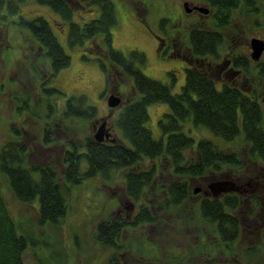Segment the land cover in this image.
<instances>
[{
  "label": "trees",
  "instance_id": "16d2710c",
  "mask_svg": "<svg viewBox=\"0 0 264 264\" xmlns=\"http://www.w3.org/2000/svg\"><path fill=\"white\" fill-rule=\"evenodd\" d=\"M33 1L49 7L60 22L68 25L67 41L71 48L83 47L88 42L87 50L99 62L108 91L117 89L119 75L131 80L132 89L120 98L118 107L121 110L113 119L115 129L120 131L127 145L118 138L115 143H98L93 132L78 140L64 141L59 158L63 184L59 182L53 163L31 161L32 144L22 140L27 131L17 124L19 115L41 120L39 145L47 148L55 145L54 136L59 131L56 128L73 124L78 133H83L86 125L97 120L98 111L84 95L68 98L62 110L58 109L55 99L62 94L48 85L61 69L70 65V57L45 19L19 17V24L27 28L38 43L37 54L31 53L32 57L26 58L25 65L39 79L29 94L12 97L16 121L8 131V138L0 145V175L6 180L14 199L30 205L38 198L37 225L59 224L67 213L63 185H78L98 176L111 180L113 172L120 171L123 196L137 205L138 212L129 222L108 217L95 224V241L114 251L108 256L107 264H129L121 258H126L127 253L134 254L135 264H264V92L260 91L264 87V63L253 61L246 54H230L226 72L229 68L240 70L239 74L244 79L249 77L250 82L244 80L239 84L237 77L233 79L230 74L229 80L220 74L227 60L220 62L222 65L206 60L219 57L217 49L224 40L215 30L192 28L188 32L187 49L179 57L188 66L185 83L180 93L173 94L168 85L142 73L139 66H145L147 62L144 53L133 50L125 56L112 47L110 31L116 24V17L111 0ZM205 1L215 8L216 15L211 22L222 31L233 27L229 18L241 5L247 7L242 11L243 15L251 12L248 6H253L254 12L258 10L256 2L251 6L253 0ZM20 3L21 0H0V9L6 5L9 16L17 15ZM92 7L99 8L98 18L83 25L72 21L75 10ZM167 21L163 19L160 24ZM0 26L7 28L6 24ZM7 36L5 48L8 47ZM98 36H101L100 41ZM40 52L50 61L48 73L40 71L43 63L33 61L40 59ZM3 62L8 71L7 63ZM218 81L222 84L220 88H217ZM0 88H5L4 83ZM104 94L107 95L103 92L102 96ZM38 100L40 105L35 108L34 101ZM155 103L166 104L170 110L158 121L163 134L160 139H154L145 126L149 120L147 107ZM187 121L195 127L206 128L225 144L219 147L207 138H200L195 143L192 137L183 133L182 124ZM237 140L243 143V148L227 147ZM83 158L87 163L85 171L80 170ZM224 175L245 178L246 193L233 192L216 198L193 193L195 182L212 181ZM166 178L168 182H164ZM168 222L174 223L170 229H165L166 233L174 232L179 238L180 224H184L195 232L197 245L204 240L203 243L212 247V252H199L196 243L191 241L184 248H176L172 239L156 244L149 237L150 231L162 230ZM127 233L132 234L128 247L121 243ZM30 238V235L18 233L0 191V264H24L27 241L34 242ZM244 240L249 243L241 251L238 244ZM259 248L263 250L259 251Z\"/></svg>",
  "mask_w": 264,
  "mask_h": 264
},
{
  "label": "rangeland",
  "instance_id": "374dc122",
  "mask_svg": "<svg viewBox=\"0 0 264 264\" xmlns=\"http://www.w3.org/2000/svg\"><path fill=\"white\" fill-rule=\"evenodd\" d=\"M111 1L114 5L116 17V24L110 31L112 47L125 56L133 50L144 53L147 62L145 66H139L142 73L148 78L168 85L173 94L180 93L185 83L187 67L185 62L179 57H169L171 55V40L174 41L172 46L175 45L177 51L185 53L188 39L187 31L192 27L198 26L194 24L195 17L188 16L185 13L182 6L183 0ZM187 1L194 2V0ZM254 3L256 10L258 9L257 12H254L255 10L252 6ZM250 4L252 7L248 6V9L251 12L246 15L242 14L243 10H247V7L244 5H241L238 10L233 11L229 22L234 27L229 30L222 31L221 29H216L214 26L215 22H211L208 18L201 21V28L215 30L222 38V41L224 40V43L219 45L217 49L219 57L217 59L208 57L206 58L207 61H210V63H223L224 60H227L229 63L230 54L240 53L246 54L251 58L249 53L251 52L249 48L250 40L258 37L264 40V0H253ZM19 6L20 10L18 14L12 16L8 15L6 5L0 9V25L6 24L7 26V28L0 26V49L5 48L7 45L5 44V38L8 35V47L0 52V84L4 83L5 86L4 89L0 88V145L8 138V131L13 121H16L14 120L12 97L20 94H29L34 90L35 84L39 79L25 65L26 58L31 56V53L37 54L38 43L34 40L31 32L19 24V17H23L26 20L41 17L48 22L58 43L70 57V65L61 69L48 85L49 87L56 88L62 94V96L55 99L58 109L62 110L68 98L84 95L87 97L88 102L94 105L98 111L97 120L91 125H86L83 133H78L79 130H75L73 124L66 126V128L64 126L56 128L59 131L54 136V139H56L55 145L47 148L39 145L41 137L40 129L43 125L41 120L25 116L24 114L18 116L17 124L27 131V133H24L22 140L26 141L28 145L32 144L33 153L30 155L31 161L53 163L57 169L59 182L63 184L61 181L62 168L59 161L61 152L64 149L62 143L71 138L78 140L84 135L90 134L89 132H93L94 135V129L101 124L102 120L100 118L106 115L107 110H109L110 115L106 117V121L110 125L114 138H118L119 141L127 145V141L123 139L120 131L115 129L113 124V119L118 116V112L121 109L119 107L109 109L106 100L110 93L123 98L130 93L132 83L129 78L119 75L118 78L120 79L117 89L108 91L105 74L99 62L87 50L89 48L88 42L83 47L71 48L67 41L68 25L60 22L57 15L49 7L39 5L33 0H21ZM212 9L215 14L216 10L213 6ZM99 13L98 7L75 10L72 21L83 25L90 20L98 18ZM248 14L249 16H247ZM163 19L168 20L164 25L160 24ZM158 37L161 39L166 38L167 45H161L156 49ZM97 40L100 41L101 36H98ZM232 47L233 49H231ZM39 55L41 56L40 59H33V61L43 63L44 65H40L39 69L48 73L47 68L50 66V61L41 52ZM3 61L7 63L9 67V69L7 68L8 71H6ZM260 61L264 63V51L262 52ZM232 71L233 75L231 76L232 73H230V76L233 79L237 77V83H243L244 80L246 83L250 82L249 77H245L244 79V76L239 74L240 70L232 68ZM217 88H220L218 84ZM260 91L263 93L264 87ZM103 92L107 95L104 94L102 96ZM39 100L34 101L35 108L40 105ZM147 112L149 120L145 126L150 129L154 139H160L163 134L158 127V121L163 118L164 114L169 113L170 110L166 104L155 103L147 107ZM182 125L183 133L192 137L195 143L200 138H207L219 147H221V144H225L224 141L215 137L206 128L195 127L190 121L184 122ZM72 128L73 131L71 130ZM242 145L243 143L237 140L230 143L227 147L240 149L244 147ZM86 168L87 163L83 158L80 170L85 171ZM160 177L163 180V177ZM231 178L232 180L236 178L239 181L242 180V185L247 184L245 178L243 180L241 175L228 177L224 175L212 181L205 179L195 182L192 188H200V191L194 193L193 190V193L202 196V190H206L209 184L219 180L229 181ZM164 182H168V178ZM246 187L250 188L249 186ZM153 189L155 191L157 189L156 186ZM0 191L9 208L13 221L16 223L18 233L22 236L30 235V239L34 241L33 243L27 241L26 250L23 253L24 264H107L108 256L114 253L112 249L100 246L95 241L94 234L95 224L99 220L108 217L112 218L116 209L121 208L119 204L121 201L123 202L122 172H113L111 180L98 176L83 180L78 185H71L69 187L63 185V194L67 205L66 216L59 224L48 222L42 227L36 223V212L39 207L38 198H35L30 205L18 203L14 199L2 175H0ZM153 204H156V201H153ZM179 222L181 221L179 220ZM173 223L168 222L166 226H162L164 229H160L159 231L155 229L151 230V234L149 233L151 240L154 239L157 244L159 241L164 243L165 239H172L175 244L173 242L171 244L176 248H184L188 241H191L193 244L196 243L195 232L189 228L187 229L184 224H180L179 238L175 237L174 232L168 231L166 233L165 229H170ZM131 235L128 233L123 235L121 243L125 244L126 247L130 244ZM203 241L201 240L200 246L196 243L198 251L201 253H211L212 247L207 246ZM247 243H249V240L240 242L238 244L239 250L242 251ZM146 248H149V245ZM156 249H158L157 246ZM261 250L263 249L259 248V251ZM120 253L122 255L125 254L122 251ZM121 258L129 264L136 263L132 260L136 258L132 253H127L126 258L123 256Z\"/></svg>",
  "mask_w": 264,
  "mask_h": 264
},
{
  "label": "flooded vegetation",
  "instance_id": "af4514ba",
  "mask_svg": "<svg viewBox=\"0 0 264 264\" xmlns=\"http://www.w3.org/2000/svg\"><path fill=\"white\" fill-rule=\"evenodd\" d=\"M185 5H186V7H185ZM182 6L184 7V10H185V8L187 10H189V12L185 11V13L188 16H194L195 17L194 24L198 25V26L192 27L193 29H197V30L203 29V28L200 27L201 21H203L206 18H208L210 21H213L214 20V16L216 15V12L214 14V10L212 9V6L210 5V3L208 1H205V0H194V2L183 0ZM200 9H205L208 12L206 14H203V13L200 12ZM196 16H197V18H196ZM231 26H232V24H231ZM189 31H190V29H189ZM189 31H187V37L189 36V33H188ZM173 42L174 41L171 40V55H169V57H176V56L177 57H181L183 53H181L180 51H177L176 48H175V45L172 46ZM161 45H165V46L167 45V39L166 38L165 39H161L160 37H158V41L156 42V49L158 47H160ZM249 53L251 54V52H249ZM186 67L188 68L187 65H186ZM228 67H229V63H227V65H225V66H222L220 74L223 73V76L225 75L229 79L228 75L230 73L233 74V71H232V68H229L228 71L226 72V69ZM218 80L220 81V80H223V79H219L218 78ZM219 81H218V85L221 87L222 84ZM108 115H110L109 114V110H107L106 115L101 117L100 119L102 121L103 120H107L106 117H108ZM106 127L109 129L110 133L112 134V137H114L108 121H107ZM231 180H232V178H231ZM234 181L237 183V185H241L242 186V188L239 190L238 193L245 194L246 193L245 192V187H244L245 184L242 185V180L239 181V179L236 178V179H234ZM209 192L210 191H208V189L206 188V190H202L201 193H202V195H204L206 197H212L211 193H209ZM122 200H123V202L121 201L120 204H119V205H121V208L119 207V208L116 209V211L114 212L113 218L129 222L134 217V215H136V213L138 212V207H137L136 204H132L130 201H128L127 198L124 197V196H123ZM151 250H152V248H151ZM151 252H153V251H151ZM149 261H151V260H149Z\"/></svg>",
  "mask_w": 264,
  "mask_h": 264
},
{
  "label": "water",
  "instance_id": "95a60500",
  "mask_svg": "<svg viewBox=\"0 0 264 264\" xmlns=\"http://www.w3.org/2000/svg\"><path fill=\"white\" fill-rule=\"evenodd\" d=\"M185 11L189 12V10H187L186 8ZM200 12L206 14L208 11L205 9H200ZM249 47L251 50L250 56L252 60L253 61L260 60L262 52L264 51V40L260 38H252L250 40ZM106 102L109 109H114L121 104V99L116 95L110 93L107 97ZM106 125H107V121L103 120L101 124L94 129L93 138L98 143H103V142L115 143L116 138L112 137V134L110 133ZM207 188L210 191L211 196L216 198L221 196L222 194H228L233 192L238 193L239 190L242 188V186L237 185V183L234 180H229V181L219 180L212 184H209ZM199 191L200 188L194 189V193H198Z\"/></svg>",
  "mask_w": 264,
  "mask_h": 264
}]
</instances>
